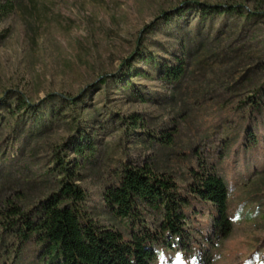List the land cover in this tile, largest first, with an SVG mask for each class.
<instances>
[{
    "label": "rangeland",
    "instance_id": "374dc122",
    "mask_svg": "<svg viewBox=\"0 0 264 264\" xmlns=\"http://www.w3.org/2000/svg\"><path fill=\"white\" fill-rule=\"evenodd\" d=\"M189 1L17 0L10 14L0 15V97L12 89L33 103L54 95L76 97L80 102L73 112L80 123L71 113L52 116L50 105L41 108L40 121L27 124L45 129L39 143L29 144L26 134L8 146L1 140L0 151L6 149L11 158L0 166H28L42 175L54 166L59 149L69 161H79L62 145H70L80 127L96 147L82 169L85 208L101 225L120 227L104 208L103 191L128 157L142 159L156 148H143L140 130L124 133L109 118L141 115L157 135L175 125L176 146L165 150L175 176L183 187L197 159L217 163L228 181L232 229L217 237L213 208L194 201L186 211L190 244L177 238L164 243L155 264H264V160L241 144L229 158L223 154L227 139L243 137L247 125L235 108L238 92L227 88L249 67L256 66L253 73L264 80V18L245 24L243 17L220 16L201 23L198 12L187 10ZM198 1L264 10V0ZM181 8L187 12L178 16ZM175 55L187 63V75L174 84L159 78L158 66L174 64ZM127 71L131 75L123 80ZM129 78L133 88L124 85ZM103 79H109L106 85ZM3 128L1 139L11 131ZM17 135L16 130L12 139ZM24 147L28 153L18 158ZM40 252L32 242L19 249L0 226V264H47Z\"/></svg>",
    "mask_w": 264,
    "mask_h": 264
},
{
    "label": "trees",
    "instance_id": "16d2710c",
    "mask_svg": "<svg viewBox=\"0 0 264 264\" xmlns=\"http://www.w3.org/2000/svg\"><path fill=\"white\" fill-rule=\"evenodd\" d=\"M0 1V15L7 16L17 0ZM187 10L198 12L201 23L220 16L243 17L245 24L264 18L261 6L255 9L239 4L214 6L192 0ZM185 12L181 8L177 15ZM174 57V64L158 66V74L160 79L175 84L187 75V63L181 57ZM255 68H247L233 87L227 88L238 92L235 108L242 112L247 125L241 131L243 137L239 133L227 139L223 148L226 159L241 144L246 152L259 151L260 159L264 160V80L253 73ZM130 75V71L123 73L122 79ZM108 80L101 83L106 85ZM124 85L133 88L130 78ZM136 96L147 99L144 95ZM79 102L80 99L69 95H54L33 103L19 89L8 91L0 97V142L5 140L8 146L26 134L29 144L33 140L39 143L45 129L27 128V124L30 119L39 122L40 109L48 105L52 116L71 113L72 121L80 123L73 112ZM109 119L120 129L125 128L124 133L140 130L137 141L143 148H156L142 159L128 157L115 172V180L103 191L107 214L112 220L121 221V226L101 225L85 208L86 191L80 184L84 177L82 169L86 168V161L91 162L96 156V147L87 132L77 127L73 141L62 147L70 146L73 154L81 158L79 161H69L59 149L53 159L54 166L48 165L42 175L32 173L28 166L14 170L11 166H0V226L16 240L19 249L34 243L47 264H155L156 250L164 243L177 238L182 245L190 244L186 211L193 208L194 201L213 208V230L217 237L230 233L229 186L225 175L219 174L217 163L197 159L196 167L191 166L187 177L182 179L187 183L182 187L165 153L176 146L179 131L175 125L157 135L141 115L115 119L111 115ZM2 125L11 128L4 139H1L5 135ZM16 130L18 135L12 139ZM26 149L18 150V158L28 153ZM31 151L35 152V148ZM191 154H198V150L192 149ZM0 155L3 162L11 158L6 149Z\"/></svg>",
    "mask_w": 264,
    "mask_h": 264
}]
</instances>
